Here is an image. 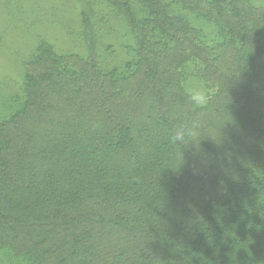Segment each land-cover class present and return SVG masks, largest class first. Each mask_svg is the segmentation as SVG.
<instances>
[{
    "label": "trees",
    "instance_id": "1",
    "mask_svg": "<svg viewBox=\"0 0 264 264\" xmlns=\"http://www.w3.org/2000/svg\"><path fill=\"white\" fill-rule=\"evenodd\" d=\"M85 4L0 94V264H264V0Z\"/></svg>",
    "mask_w": 264,
    "mask_h": 264
},
{
    "label": "rangeland",
    "instance_id": "2",
    "mask_svg": "<svg viewBox=\"0 0 264 264\" xmlns=\"http://www.w3.org/2000/svg\"><path fill=\"white\" fill-rule=\"evenodd\" d=\"M85 3L86 0H0V94L21 83L22 63L40 40L57 52H84L69 32L76 34L79 13L87 14Z\"/></svg>",
    "mask_w": 264,
    "mask_h": 264
},
{
    "label": "clouds",
    "instance_id": "3",
    "mask_svg": "<svg viewBox=\"0 0 264 264\" xmlns=\"http://www.w3.org/2000/svg\"><path fill=\"white\" fill-rule=\"evenodd\" d=\"M179 137H177V139H178Z\"/></svg>",
    "mask_w": 264,
    "mask_h": 264
}]
</instances>
